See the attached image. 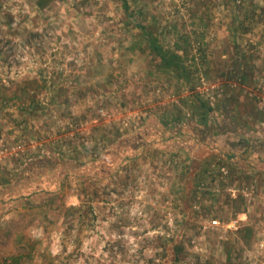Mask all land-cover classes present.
Segmentation results:
<instances>
[{"label":"rangeland","instance_id":"obj_1","mask_svg":"<svg viewBox=\"0 0 264 264\" xmlns=\"http://www.w3.org/2000/svg\"><path fill=\"white\" fill-rule=\"evenodd\" d=\"M36 1L0 0V264H264V176L193 171L134 135L197 95L264 131V0ZM152 39L194 65L190 85ZM117 142L135 152L108 160ZM48 150L72 165L61 180L27 167ZM100 158L107 177L72 173Z\"/></svg>","mask_w":264,"mask_h":264},{"label":"crops","instance_id":"obj_2","mask_svg":"<svg viewBox=\"0 0 264 264\" xmlns=\"http://www.w3.org/2000/svg\"><path fill=\"white\" fill-rule=\"evenodd\" d=\"M237 117V113L230 111L228 106H222L219 110H214L208 116L207 126L212 128L208 132L210 133L208 140H205L204 135L201 134L202 126L198 121L197 114L192 113V110L189 120L193 122H182L179 132L178 130H171L161 123L162 120L154 119L149 115L140 131H136L134 135H137V139L142 141L143 144H159L167 152L177 151L183 153L182 150L189 152L188 155L192 158L190 167L193 171L197 169L200 171L204 163L219 159L230 167H234L238 172L257 173L264 176V131L262 132L261 129L252 130L251 124H242L241 121L238 122ZM217 126L219 129L215 128ZM134 135H131V137ZM131 137H128L126 142H131ZM237 141L242 143L239 150L231 148ZM125 143L122 142L121 145L118 142L117 145L112 144L107 151L109 155L107 158L116 160L118 156H115V153L118 152L119 147H121L119 154H122V157L135 152L129 146L126 147ZM119 159L121 158L119 157ZM106 161V158H100L95 162L98 164L96 171L99 175L103 174L104 170L109 167ZM115 162L112 161V163ZM111 167L113 169L115 166L111 164Z\"/></svg>","mask_w":264,"mask_h":264},{"label":"trees","instance_id":"obj_3","mask_svg":"<svg viewBox=\"0 0 264 264\" xmlns=\"http://www.w3.org/2000/svg\"><path fill=\"white\" fill-rule=\"evenodd\" d=\"M52 0H37L36 1V6L39 9H44L45 7L48 6V4H50ZM124 9L127 11L128 6L126 5V2L124 1ZM262 13H264V10L262 9ZM138 19V18H137ZM137 19L135 18L134 23L137 24L139 23V21H137ZM139 25V24H137ZM151 43V52L158 58L159 60V69L162 70L163 72H165L168 75H172L175 77L176 80L180 81L181 83H185V84H189L190 82L193 81L192 76V72L190 71V67H194V65H186V63H184V58L180 57V55H178L175 52L169 51V50H165L163 48H161L157 41L155 39L150 40ZM246 70H241V72L237 73L235 76H237L239 79L244 80L243 78L245 74ZM190 88V86H189ZM193 101H191V104L188 105V107L191 108L192 113L197 114L198 116V121L200 122V125L202 126L201 129V134L204 135V139L208 140L209 139V135L210 133H208L210 130H212L211 127H208V116L209 114L213 113L214 110H219L222 106L227 107L229 109V103L227 102H222L220 106L212 107L208 102L202 100L200 98V96H194L193 99H191ZM181 105H185L188 104L187 101H182L181 100ZM186 121H190L188 117H179V118H173V119H167L164 122L162 121L161 123H163V125H166L167 127H169L171 130H179L181 129V123H185ZM193 122V121H190ZM214 128V127H213ZM216 129H219L218 126L215 127ZM120 136V134H119ZM153 144V143H152ZM242 147V143L240 141H237L235 145H233L231 148L233 149H237L239 150V148ZM124 148V147H123ZM120 149L121 147H119L117 149L118 152L115 153V156L117 155V159L120 157ZM49 154L47 153L46 155H44L41 158H36L33 159L32 161L28 162V166L30 168H35V169H45L44 171L47 172H53L52 176L58 179H62L64 176L68 175V171L72 168V165H61V162L50 156L51 154V150H48ZM110 160V159H108ZM217 162H222L219 159H215ZM98 166V164L94 163V164H89V166H85L82 169H78L76 168L75 170H73V174H76L75 176H77L80 179H85V178H89L91 180H96V179H102L107 177L110 173H111V169L107 167L104 170V173L101 175H99L96 171V167ZM86 168V169H85ZM232 170H236L234 167H232ZM28 169V168H27ZM76 170H79L76 171ZM70 173V175L72 174ZM57 175H59V177H57ZM54 178V180H55ZM179 247H176L173 249L174 254H177V251H179ZM12 260H10L9 264H15V259L11 258ZM17 260V259H16Z\"/></svg>","mask_w":264,"mask_h":264},{"label":"built area","instance_id":"obj_4","mask_svg":"<svg viewBox=\"0 0 264 264\" xmlns=\"http://www.w3.org/2000/svg\"><path fill=\"white\" fill-rule=\"evenodd\" d=\"M21 147L20 146H16V148H14L13 150H19ZM3 153V150H1L0 148V158H1V155ZM211 169V172L213 173V176L214 177H219V180L221 181H225L228 177H229V172H228V169L226 168V166H223V165H217V164H213L211 165L210 167ZM216 181V180H214ZM211 224L214 226V225H218V222L217 221H212ZM236 224H237V221L236 220H233V221H230V223L228 224V227L231 229H235L236 228Z\"/></svg>","mask_w":264,"mask_h":264}]
</instances>
